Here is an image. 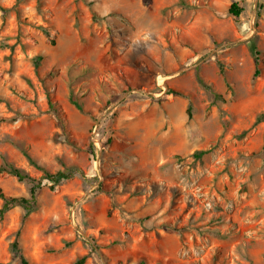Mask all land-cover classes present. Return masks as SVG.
Wrapping results in <instances>:
<instances>
[{"label":"rangeland","instance_id":"obj_1","mask_svg":"<svg viewBox=\"0 0 264 264\" xmlns=\"http://www.w3.org/2000/svg\"><path fill=\"white\" fill-rule=\"evenodd\" d=\"M6 164L0 264H264V0H0Z\"/></svg>","mask_w":264,"mask_h":264},{"label":"trees","instance_id":"obj_2","mask_svg":"<svg viewBox=\"0 0 264 264\" xmlns=\"http://www.w3.org/2000/svg\"><path fill=\"white\" fill-rule=\"evenodd\" d=\"M229 14L232 15L234 18L238 17L241 9L238 6L237 3H232L229 8ZM254 52V73L253 77H257L260 74V67H259V57H258V51L256 47H252ZM41 60L40 56H37L35 58V64H38ZM209 88L208 86H206ZM166 94H172L174 96H184V94L178 90L169 89ZM216 97L219 95H215ZM75 103V101H72ZM76 104V103H75ZM49 106L54 111H57V107L53 104L51 98H49ZM76 106L79 107V105L76 104ZM187 114L190 115V106L187 107ZM6 172L9 173L17 178L19 181H25V180H31L32 185L30 186V189L28 191V196H10L5 194L2 190H0V217L3 216L4 213H6L9 209L12 207H20L22 208L26 214L33 212L38 207V201H37V190L41 185L40 179H33L30 178L23 170L13 166L12 164H6L0 167V173ZM76 175H82V172L76 168V167H69L65 168L64 170L56 171L55 173H50L45 171L43 173V178L48 179L53 184H58L63 180L72 178ZM10 250L14 255H16L20 259V264H28L25 257L22 255V251L18 242V234L16 235L15 239L10 244ZM85 261V256H82L78 258L74 264H83Z\"/></svg>","mask_w":264,"mask_h":264}]
</instances>
